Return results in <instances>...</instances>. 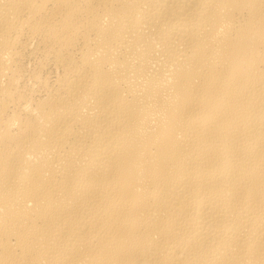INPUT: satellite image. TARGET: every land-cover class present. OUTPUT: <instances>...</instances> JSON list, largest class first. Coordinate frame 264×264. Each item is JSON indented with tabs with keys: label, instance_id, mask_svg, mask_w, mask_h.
Listing matches in <instances>:
<instances>
[{
	"label": "bare ground",
	"instance_id": "bare-ground-1",
	"mask_svg": "<svg viewBox=\"0 0 264 264\" xmlns=\"http://www.w3.org/2000/svg\"><path fill=\"white\" fill-rule=\"evenodd\" d=\"M0 264H264V0H0Z\"/></svg>",
	"mask_w": 264,
	"mask_h": 264
}]
</instances>
